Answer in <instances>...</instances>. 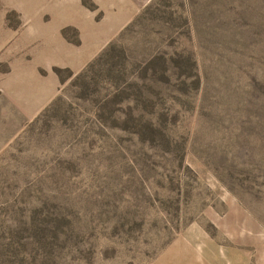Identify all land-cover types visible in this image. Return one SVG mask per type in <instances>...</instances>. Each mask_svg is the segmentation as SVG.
I'll return each mask as SVG.
<instances>
[{"label":"rangeland","instance_id":"1","mask_svg":"<svg viewBox=\"0 0 264 264\" xmlns=\"http://www.w3.org/2000/svg\"><path fill=\"white\" fill-rule=\"evenodd\" d=\"M0 264H264V0H0Z\"/></svg>","mask_w":264,"mask_h":264}]
</instances>
